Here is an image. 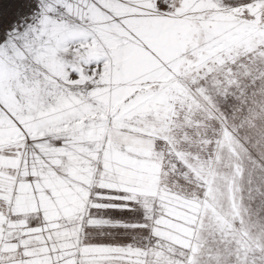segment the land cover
Segmentation results:
<instances>
[{"label": "snow or ice", "instance_id": "snow-or-ice-1", "mask_svg": "<svg viewBox=\"0 0 264 264\" xmlns=\"http://www.w3.org/2000/svg\"><path fill=\"white\" fill-rule=\"evenodd\" d=\"M0 264H264V0H0Z\"/></svg>", "mask_w": 264, "mask_h": 264}]
</instances>
